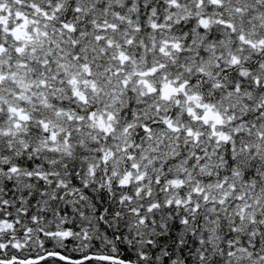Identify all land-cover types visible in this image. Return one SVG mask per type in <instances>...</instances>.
<instances>
[{
    "label": "clouds",
    "instance_id": "obj_1",
    "mask_svg": "<svg viewBox=\"0 0 264 264\" xmlns=\"http://www.w3.org/2000/svg\"><path fill=\"white\" fill-rule=\"evenodd\" d=\"M56 249L264 264V0H0V264Z\"/></svg>",
    "mask_w": 264,
    "mask_h": 264
},
{
    "label": "snow or ice",
    "instance_id": "obj_2",
    "mask_svg": "<svg viewBox=\"0 0 264 264\" xmlns=\"http://www.w3.org/2000/svg\"><path fill=\"white\" fill-rule=\"evenodd\" d=\"M47 256L48 258L42 259L40 264H94L90 255L74 254L60 249L48 253Z\"/></svg>",
    "mask_w": 264,
    "mask_h": 264
}]
</instances>
